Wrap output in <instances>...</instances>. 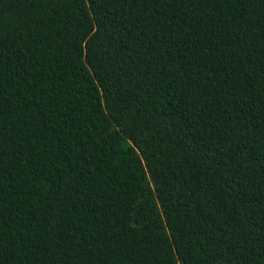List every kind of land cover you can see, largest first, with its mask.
Returning a JSON list of instances; mask_svg holds the SVG:
<instances>
[{"label": "trees", "instance_id": "obj_1", "mask_svg": "<svg viewBox=\"0 0 264 264\" xmlns=\"http://www.w3.org/2000/svg\"><path fill=\"white\" fill-rule=\"evenodd\" d=\"M0 264H264V0H0Z\"/></svg>", "mask_w": 264, "mask_h": 264}]
</instances>
